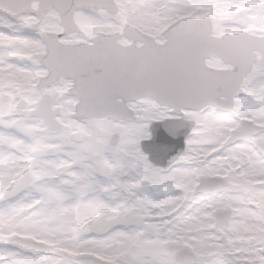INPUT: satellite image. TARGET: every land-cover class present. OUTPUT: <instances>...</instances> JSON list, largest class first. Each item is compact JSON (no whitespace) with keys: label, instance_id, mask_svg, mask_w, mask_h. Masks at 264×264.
I'll return each instance as SVG.
<instances>
[{"label":"snow or ice","instance_id":"6c2138e0","mask_svg":"<svg viewBox=\"0 0 264 264\" xmlns=\"http://www.w3.org/2000/svg\"><path fill=\"white\" fill-rule=\"evenodd\" d=\"M0 264H264V0H0Z\"/></svg>","mask_w":264,"mask_h":264},{"label":"water","instance_id":"95a60500","mask_svg":"<svg viewBox=\"0 0 264 264\" xmlns=\"http://www.w3.org/2000/svg\"><path fill=\"white\" fill-rule=\"evenodd\" d=\"M168 122L158 123L153 127V140L143 143L151 161L158 165H166L167 160L178 155L185 147V137H172L167 132Z\"/></svg>","mask_w":264,"mask_h":264},{"label":"rangeland","instance_id":"374dc122","mask_svg":"<svg viewBox=\"0 0 264 264\" xmlns=\"http://www.w3.org/2000/svg\"><path fill=\"white\" fill-rule=\"evenodd\" d=\"M157 111H158V112H163L164 109H162V108H161V109H157ZM163 122H165V121H163ZM157 123H160V122H152V123L149 125L147 131H148V133H149L150 139L143 140V141H150V140L153 139L152 128H153V126H154L155 124H157ZM143 141H141V143H140V145H139L140 150H141L142 153H143L145 156H147V157L149 158V160H150V155L147 154V153H145L144 150L142 149V142H143ZM150 161H151V160H150ZM153 163H154V162H153Z\"/></svg>","mask_w":264,"mask_h":264}]
</instances>
